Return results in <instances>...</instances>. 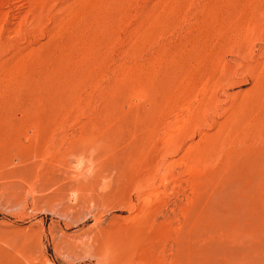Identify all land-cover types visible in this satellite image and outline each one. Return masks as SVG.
I'll use <instances>...</instances> for the list:
<instances>
[{
  "label": "rangeland",
  "instance_id": "obj_1",
  "mask_svg": "<svg viewBox=\"0 0 264 264\" xmlns=\"http://www.w3.org/2000/svg\"><path fill=\"white\" fill-rule=\"evenodd\" d=\"M0 264H264V0H0Z\"/></svg>",
  "mask_w": 264,
  "mask_h": 264
}]
</instances>
